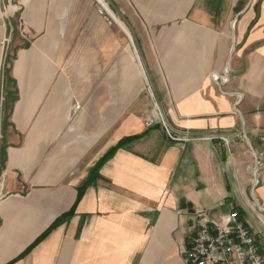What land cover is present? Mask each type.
<instances>
[{"label": "crops", "instance_id": "1", "mask_svg": "<svg viewBox=\"0 0 264 264\" xmlns=\"http://www.w3.org/2000/svg\"><path fill=\"white\" fill-rule=\"evenodd\" d=\"M93 1L0 0V264H186L200 220L264 209V0Z\"/></svg>", "mask_w": 264, "mask_h": 264}, {"label": "built area", "instance_id": "2", "mask_svg": "<svg viewBox=\"0 0 264 264\" xmlns=\"http://www.w3.org/2000/svg\"><path fill=\"white\" fill-rule=\"evenodd\" d=\"M112 16L108 0H97ZM7 39L2 41L5 45ZM159 125L167 138L172 142H187L194 138L185 131L174 126L158 106L156 115L146 120V126ZM219 138L228 143L226 134L210 135L209 138ZM259 161L253 167V182L258 183L257 174L260 168ZM257 204V203H256ZM249 202L242 207H234L226 214V219L221 223L215 220H200L199 227L191 239L189 248L184 251L186 264H264V254L248 215H253L264 225L262 214L264 209L258 206L259 211L251 208L248 211Z\"/></svg>", "mask_w": 264, "mask_h": 264}, {"label": "rangeland", "instance_id": "3", "mask_svg": "<svg viewBox=\"0 0 264 264\" xmlns=\"http://www.w3.org/2000/svg\"><path fill=\"white\" fill-rule=\"evenodd\" d=\"M108 1H109L108 5H109V8H110V12H112L114 14L113 16L103 6H101L97 0L93 1L92 8L95 9V11L100 16H102L105 21H108L112 25L118 24V25L123 27V23L122 22H124V20H123L124 17L121 15V13L123 14V12L121 11V9H119L117 7L116 2L114 3L113 0H108ZM241 1L242 2H247L248 0H241ZM80 13L81 12H69L68 11V12H65V15H67V17H72V18H75L77 20H81L82 17L80 16ZM80 28H81V25H79V24L74 25L73 26L74 30H72V33L79 35L80 34ZM71 29H72V27L70 26V24L65 26V30H71ZM62 30H63V28H62ZM16 31L25 33L24 34L25 36H28V37L30 36L29 33L27 34L26 31L24 32V29L22 28V25H20V23H19V26L16 27ZM5 39H7V38H5ZM9 43L10 42H9V38H8L6 44L3 45V57L1 59V62H2V66H3L2 68H3L4 72H3V74H1V76L4 75V73L6 74V72L9 71V69L11 68L12 61H13V59L15 57V55H11V54L9 55L8 54ZM133 43H134V41H133ZM134 47H135V44H134ZM139 60H140V58H139ZM147 85H149L148 79H147ZM259 165H260V163H259ZM248 202H249V205H250V207L248 206V211L249 212L253 213L251 208L256 209V211H259L258 206L256 204L257 202H255V199L253 198V196L250 195V197L248 198ZM252 216L248 215V219H249L251 224L256 225L255 220L253 219L254 217H252ZM262 217L264 219V214H262ZM258 222L261 224V226L263 228V233H264V225L260 221H258Z\"/></svg>", "mask_w": 264, "mask_h": 264}, {"label": "trees", "instance_id": "4", "mask_svg": "<svg viewBox=\"0 0 264 264\" xmlns=\"http://www.w3.org/2000/svg\"><path fill=\"white\" fill-rule=\"evenodd\" d=\"M138 136H133V137H128V138H124V139H122L120 142H119V144L118 145H116V146H114L113 148H111L110 150H109V152L99 161V163L91 170V176L89 177V180H88V182H87V184L86 185H89L90 183H92L93 182V179H92V176L94 175V173L96 172H98V169H99V167L103 164V162L106 160V159H108L109 157H111L113 154H114V152L116 151V149L117 148H119V147H122V146H124L126 143H128L129 141H131V140H133V139H136ZM96 178V177H95ZM86 185L80 190V193H79V196H78V198H77V200H79V198H80V195L82 194V190L86 187ZM75 206H76V204L73 206V208H72V210H71V212L69 213V214H65V215H63L61 218H58L56 221H55V223L51 226V228H50V230L52 229V228H54L58 223H60L61 221H63L66 217H68V216H70L73 212H74V209H75ZM50 230H48V231H50ZM48 232H46L42 237H44L46 234H47ZM42 237H40L38 240H40V239H42ZM37 240V241H38Z\"/></svg>", "mask_w": 264, "mask_h": 264}, {"label": "water", "instance_id": "5", "mask_svg": "<svg viewBox=\"0 0 264 264\" xmlns=\"http://www.w3.org/2000/svg\"><path fill=\"white\" fill-rule=\"evenodd\" d=\"M251 3H252V0H250V1L248 2V5H247L246 8H248V7L251 5ZM246 8H245V9H246Z\"/></svg>", "mask_w": 264, "mask_h": 264}]
</instances>
